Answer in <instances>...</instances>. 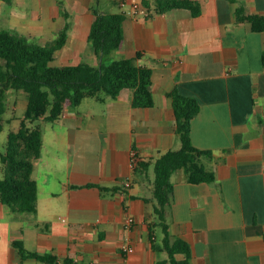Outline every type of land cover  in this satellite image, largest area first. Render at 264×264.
<instances>
[{
  "label": "crops",
  "instance_id": "obj_1",
  "mask_svg": "<svg viewBox=\"0 0 264 264\" xmlns=\"http://www.w3.org/2000/svg\"><path fill=\"white\" fill-rule=\"evenodd\" d=\"M105 1L117 6L112 12L124 13L122 41L107 60L140 51L137 63L152 69L154 103L134 107L132 90L124 88L116 96L85 97L55 121H34L42 131L32 171L36 210L15 212L0 203V264L40 263L22 258L13 241L76 264L166 258L152 181L155 158L181 146L167 95L174 88L199 103L190 137L210 151L201 162L216 178L191 183L182 169L171 174L170 232L190 245V264H264V30L235 14L239 7L264 14V0H191L200 8L197 15L179 7L156 11L157 0ZM145 1L149 16L131 11V3L146 8ZM61 3L62 12L56 0H41L37 17L50 28L68 12L63 46L70 42L74 54L98 64L87 35L101 0ZM131 150L140 158L134 168ZM88 183L112 190L102 193ZM127 216L134 221L125 228ZM124 243L133 250L123 252Z\"/></svg>",
  "mask_w": 264,
  "mask_h": 264
},
{
  "label": "trees",
  "instance_id": "obj_2",
  "mask_svg": "<svg viewBox=\"0 0 264 264\" xmlns=\"http://www.w3.org/2000/svg\"><path fill=\"white\" fill-rule=\"evenodd\" d=\"M144 5L149 11L147 2ZM187 8L192 15L200 12L191 0H157L154 10ZM94 15L87 35L98 64L88 62L53 64L54 53L68 37L69 22L65 20L57 35L45 44L30 41L27 36L0 27V130L6 110V91L23 90L27 93L24 114L18 126L7 134L4 151H0L3 175L0 176V203L15 212L36 210L37 187L32 177L34 161L40 155L42 131L34 121L40 118L55 121L67 106L79 104L85 97L103 99L116 96L124 88L132 90L134 107H149L154 103L152 95V69L137 60L141 52L130 57L107 60L112 50L122 41L123 12H104L92 9ZM238 21H248L256 31L264 30V14L246 13L242 7L235 11ZM67 17V13L64 12ZM264 61V58H263ZM174 112V128L181 146L168 149L153 161V215L162 233L161 247L166 258L156 264H190L191 248L188 242L170 232L169 219L173 199L171 174L182 169L191 183L211 182L216 176L201 162L209 150L200 149L190 137L191 120L199 110L193 96L184 95L177 89L167 92ZM140 164H143L140 162ZM102 193L112 190L101 183H88ZM264 237V233H263ZM22 258L32 257L42 264H76L70 257L60 259L53 252L26 249L21 241H13ZM181 254V257H177Z\"/></svg>",
  "mask_w": 264,
  "mask_h": 264
},
{
  "label": "rangeland",
  "instance_id": "obj_3",
  "mask_svg": "<svg viewBox=\"0 0 264 264\" xmlns=\"http://www.w3.org/2000/svg\"><path fill=\"white\" fill-rule=\"evenodd\" d=\"M40 1L41 0H0V27L25 35L30 41L38 44L43 45L47 43L49 40L53 39L63 27V23L61 22L62 19L64 22L69 19L62 14L52 23L50 28H46L37 17ZM56 2L59 10L62 12L61 0H56ZM96 8L106 12L117 11L116 5L106 2L105 0H101V4L96 6ZM69 44L70 42L54 53V59L51 63L66 64L91 61L88 55L74 54ZM114 55L115 51H113V56ZM5 101L6 110L3 114L2 129L0 130V151H4L8 132L17 128L19 118L24 114L27 93L23 90L8 89L6 91ZM2 175L3 172L0 161V176ZM156 230L157 234L160 236V229L157 228Z\"/></svg>",
  "mask_w": 264,
  "mask_h": 264
},
{
  "label": "built area",
  "instance_id": "obj_4",
  "mask_svg": "<svg viewBox=\"0 0 264 264\" xmlns=\"http://www.w3.org/2000/svg\"><path fill=\"white\" fill-rule=\"evenodd\" d=\"M122 4V3H121ZM131 11L133 13H141L144 16H149V11L147 8L145 7H141L137 2H133L131 3ZM140 161L139 156L136 154L135 150H131L130 154H129V165L131 168H134L136 165H138ZM125 186L129 185L128 181L124 182ZM134 219L132 216H127L124 222V227L128 228L129 226L132 225ZM121 249L123 252H131L133 250V247L131 245H129L128 243H124L121 246ZM124 264H129V263H124Z\"/></svg>",
  "mask_w": 264,
  "mask_h": 264
}]
</instances>
